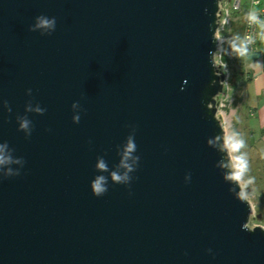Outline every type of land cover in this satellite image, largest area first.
I'll return each instance as SVG.
<instances>
[{
	"label": "water",
	"instance_id": "obj_1",
	"mask_svg": "<svg viewBox=\"0 0 264 264\" xmlns=\"http://www.w3.org/2000/svg\"><path fill=\"white\" fill-rule=\"evenodd\" d=\"M220 1L0 0V264H264Z\"/></svg>",
	"mask_w": 264,
	"mask_h": 264
},
{
	"label": "rangeland",
	"instance_id": "obj_2",
	"mask_svg": "<svg viewBox=\"0 0 264 264\" xmlns=\"http://www.w3.org/2000/svg\"><path fill=\"white\" fill-rule=\"evenodd\" d=\"M250 6V0H242L240 12H232L230 27L224 31L226 41L222 44L225 59L221 57L226 69L229 71V90L221 98L223 100V114L220 117L224 130V139L230 166L243 190L252 187V194L248 196L253 211L262 210V219L251 216L249 227L262 226L264 228V155L257 147V136L248 119L251 85L243 76L246 69L241 60L242 55V29L245 9ZM261 24H259L260 26ZM261 46L264 48V43ZM215 63L218 56H214ZM263 200V201H261Z\"/></svg>",
	"mask_w": 264,
	"mask_h": 264
},
{
	"label": "built area",
	"instance_id": "obj_3",
	"mask_svg": "<svg viewBox=\"0 0 264 264\" xmlns=\"http://www.w3.org/2000/svg\"><path fill=\"white\" fill-rule=\"evenodd\" d=\"M229 4L233 10V13L243 10L242 0H221L219 3L218 26L216 31L218 44L214 56H218V62H216V66L222 69L226 74L225 79L223 80V92L217 96L216 116L219 119L223 114V100H226V97L222 99L221 96L229 90V71L226 69L225 64L221 59V57L225 56L223 54L225 50L222 49V44L226 41V38L223 33L228 29V27H230L232 21V12L228 8ZM259 24L264 25V1L250 0L249 8L245 9L242 29V43L246 52H253L255 50ZM252 216H256L255 211H253Z\"/></svg>",
	"mask_w": 264,
	"mask_h": 264
},
{
	"label": "crops",
	"instance_id": "obj_4",
	"mask_svg": "<svg viewBox=\"0 0 264 264\" xmlns=\"http://www.w3.org/2000/svg\"><path fill=\"white\" fill-rule=\"evenodd\" d=\"M262 42L264 43V25L261 24L258 26L255 50L246 52L242 43L241 60L246 66L243 76L251 85L248 119L257 136V147L264 155V48L261 46Z\"/></svg>",
	"mask_w": 264,
	"mask_h": 264
},
{
	"label": "trees",
	"instance_id": "obj_5",
	"mask_svg": "<svg viewBox=\"0 0 264 264\" xmlns=\"http://www.w3.org/2000/svg\"><path fill=\"white\" fill-rule=\"evenodd\" d=\"M223 58L225 59L226 57L225 56H223ZM261 210V209H260ZM261 213H262V210H261Z\"/></svg>",
	"mask_w": 264,
	"mask_h": 264
}]
</instances>
